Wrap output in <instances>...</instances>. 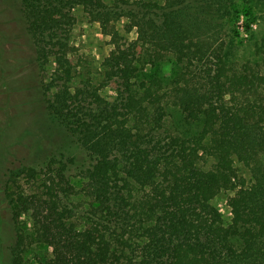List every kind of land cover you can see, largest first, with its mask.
<instances>
[{
	"label": "trees",
	"instance_id": "trees-1",
	"mask_svg": "<svg viewBox=\"0 0 264 264\" xmlns=\"http://www.w3.org/2000/svg\"><path fill=\"white\" fill-rule=\"evenodd\" d=\"M230 3L21 0L46 110L89 161L71 172L73 158L54 156L13 172L28 182L13 193L14 220L27 217L33 234L16 230L11 264L35 243L51 249L48 264H264V40L260 65L233 61L220 21L239 38L253 10ZM80 12L114 46L98 69L76 46ZM169 108L200 130L175 135Z\"/></svg>",
	"mask_w": 264,
	"mask_h": 264
},
{
	"label": "rangeland",
	"instance_id": "rangeland-1",
	"mask_svg": "<svg viewBox=\"0 0 264 264\" xmlns=\"http://www.w3.org/2000/svg\"><path fill=\"white\" fill-rule=\"evenodd\" d=\"M20 3L21 0H0V144L7 143L9 149L0 166V189L3 190L0 195V264H11L8 249L16 242L17 229L33 234L31 221L27 217L21 215L16 222L14 220L16 204L13 193L18 192L22 186L27 187L28 182L25 178L15 180L13 172L25 166H42L54 156L60 159L63 156L64 160L73 158L75 164L71 172L86 166L89 161L80 146L49 117L43 97L42 79ZM244 6L253 10L251 34L244 32V22L241 21L238 24L240 36L234 37L232 22L225 18L220 21L223 24V37L232 49L233 61L257 67L261 64V58L256 54V45L264 40V0H231V10ZM79 15V26L75 30L76 46L91 58L98 69L102 58L109 56L114 46L111 38L101 33L99 23L91 24L81 12ZM127 38L134 40L136 31L128 34ZM18 61L24 65L18 68L14 64ZM162 68L164 74L170 73L168 65ZM105 94L110 96V90L107 89ZM166 125L175 135L186 137L200 130L197 124H188L175 108H169ZM211 164L208 162L205 168L208 169ZM235 166L239 177L251 184L250 171L237 160ZM7 194L11 196L7 197ZM227 197L228 194L224 193L216 199L218 208L225 216L226 226L232 219L226 205ZM50 257L51 249L48 246L35 243L25 253V264H48Z\"/></svg>",
	"mask_w": 264,
	"mask_h": 264
}]
</instances>
